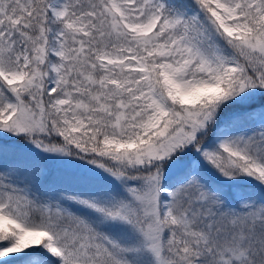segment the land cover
<instances>
[{"label": "snow or ice", "instance_id": "obj_1", "mask_svg": "<svg viewBox=\"0 0 264 264\" xmlns=\"http://www.w3.org/2000/svg\"><path fill=\"white\" fill-rule=\"evenodd\" d=\"M0 264H264V0H0Z\"/></svg>", "mask_w": 264, "mask_h": 264}]
</instances>
